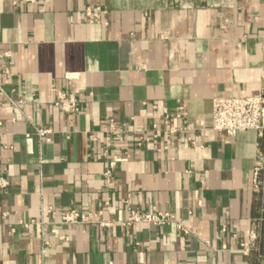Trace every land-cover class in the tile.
<instances>
[{"label":"crops","instance_id":"0c3cea01","mask_svg":"<svg viewBox=\"0 0 264 264\" xmlns=\"http://www.w3.org/2000/svg\"><path fill=\"white\" fill-rule=\"evenodd\" d=\"M263 33L264 0H0V264H264V133L211 123L214 100L264 94ZM128 208L193 234L123 228Z\"/></svg>","mask_w":264,"mask_h":264},{"label":"built area","instance_id":"2783aa9c","mask_svg":"<svg viewBox=\"0 0 264 264\" xmlns=\"http://www.w3.org/2000/svg\"><path fill=\"white\" fill-rule=\"evenodd\" d=\"M33 2L34 0H27ZM99 8L87 9L85 11V17L89 23L98 22ZM264 40V33L262 35ZM10 59L9 53H2L0 55V70L3 74L9 73V67L6 61ZM69 81V78H66ZM264 80V74H263ZM55 107L65 115H72L79 111L80 102L78 97L72 91H56ZM153 110H156V106H152ZM182 112V109H178ZM171 115L165 114L164 121L162 124L167 125ZM212 130L216 133L224 134L227 138H233L237 134L245 131H255L259 135L264 133V94L252 98H231V99H220L212 102ZM161 130L156 125H152L151 136L157 138ZM168 134L172 135L175 131L173 128H167ZM108 133L112 135L116 140L122 142L123 137L128 133H134L131 127L127 124H122L119 127L110 125ZM49 131L36 130V135L40 139L49 140L46 138ZM148 139V138H147ZM147 139L141 140L137 146L140 147L142 144L147 142ZM188 142L189 140H184ZM114 166V162L108 164L109 168ZM264 167L260 162H257L253 169V181L252 190L259 192L263 188V184L260 181V173ZM108 175V173L106 174ZM7 187V182L0 178V190ZM197 206H201V202L197 203ZM90 217L80 214L76 211L65 212L61 217L60 224L64 226H72L77 224L91 223ZM136 224H146L157 227L173 226L179 234L191 235L193 234L190 227L186 226L183 221L177 219L175 216L169 213H142L134 209L128 208V217L125 222L121 223L123 228H129ZM100 226H104L100 224ZM43 231V230H42ZM225 227H222V232H225ZM64 241L67 239L62 238Z\"/></svg>","mask_w":264,"mask_h":264}]
</instances>
